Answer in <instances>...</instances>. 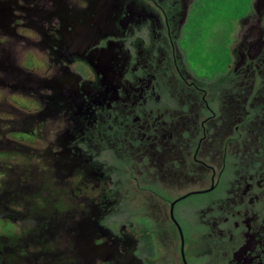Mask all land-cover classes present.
<instances>
[{"label": "flooded vegetation", "instance_id": "af4514ba", "mask_svg": "<svg viewBox=\"0 0 264 264\" xmlns=\"http://www.w3.org/2000/svg\"><path fill=\"white\" fill-rule=\"evenodd\" d=\"M208 2L76 0L47 26L36 83L61 119L18 138L46 144L76 216H0L45 238L32 257L64 229L79 264H264V0L210 22Z\"/></svg>", "mask_w": 264, "mask_h": 264}, {"label": "rangeland", "instance_id": "374dc122", "mask_svg": "<svg viewBox=\"0 0 264 264\" xmlns=\"http://www.w3.org/2000/svg\"><path fill=\"white\" fill-rule=\"evenodd\" d=\"M17 2L18 4L15 0H0V216L7 214L13 219L16 217V221L35 217V220L38 218L43 225L45 222H53L55 225L56 222L67 219L70 225L69 220L75 218L76 209L69 199L68 202L64 200L67 195L59 193L64 182V179L60 178V168L53 160L40 157L46 150V144L20 139L18 136H21L23 131L34 130L38 135L47 137L54 134L58 128L54 125L60 122L61 116L45 113V96H48L50 91L46 88L37 89L36 83L50 77L54 67L47 68L39 58L47 26L52 27L60 23L64 13H77L80 9L76 0ZM231 5H234V0H209L208 22L216 15L214 10L220 9L221 6L222 12L227 14ZM30 10L35 15H31ZM29 13L31 14L27 15ZM37 14H44L42 19L48 24L41 20L39 22ZM217 24L215 27L210 24L207 35L211 34V39ZM211 47H214L212 42ZM25 136L22 135L24 138ZM59 200L64 206L52 208ZM42 213H47L50 218L47 215L42 216ZM23 225L18 224L16 228L13 221L0 218V235L5 236L1 232L7 229V232L17 229L13 239L5 236L8 238L4 240L8 250L2 248L0 264H79L74 253H69V248L73 246V233L63 231L64 229L56 231L57 237L53 241L55 248L59 250L57 255L35 254L32 257L33 253L47 252L48 246L42 245L44 238L40 245L34 246L32 250L28 245V228ZM38 231L33 228L30 232L31 237H34V244L40 240ZM26 251L29 253L28 258H24Z\"/></svg>", "mask_w": 264, "mask_h": 264}]
</instances>
